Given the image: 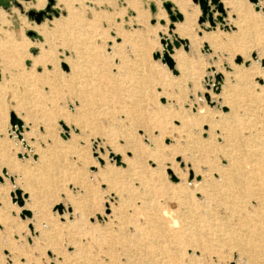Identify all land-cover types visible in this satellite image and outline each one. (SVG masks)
<instances>
[{"label":"rangeland","instance_id":"obj_1","mask_svg":"<svg viewBox=\"0 0 264 264\" xmlns=\"http://www.w3.org/2000/svg\"><path fill=\"white\" fill-rule=\"evenodd\" d=\"M185 1L197 13L189 36L176 33L198 43L187 51L180 46L189 63L180 75L179 68L172 74L153 58L154 52L162 53L159 33L171 39L169 23L179 26L183 21L171 22L164 8L165 2L174 6L176 0H70L72 18L64 29L52 20L70 10L56 0L51 7L57 14L51 11L39 23L27 14L33 8L24 7L26 0H0L6 13L5 23H0V133L7 135L9 113L14 112L25 126L24 145L30 147L19 141L12 146L4 139L8 146L0 156V264H63L62 255L65 264H264V206L249 216L241 208L233 209L227 218L225 206L234 199L230 190L218 181L209 190L199 181L204 166H225L222 136L218 128L208 134L203 118L207 112L210 116L228 111L221 99L234 84L229 76L232 65L246 70L250 79L242 89L232 88L241 106L239 124L229 138L243 163L254 158L253 145L264 142V133L258 135L252 126L255 121L264 123V13L245 0L251 16L243 30L236 25L211 28L207 20L198 23L199 6ZM263 5L259 0L258 6ZM202 26L230 38L212 49L201 37L206 32ZM12 39L18 41L19 51L9 52ZM238 56L241 61L236 63ZM215 74L221 77L218 93L213 90ZM61 122L69 128L66 137ZM111 154L120 158L119 164ZM126 161L133 166L131 175L124 170ZM2 163L10 165L6 170L14 183L2 174ZM171 167L182 170L183 178ZM138 174L153 190L160 182L175 187L177 197L182 195L177 190L180 180L189 183L188 200L201 206L188 210L180 200L165 199L156 190L154 199L177 221L174 231L167 223L169 232L140 228L144 219L135 199L142 189L135 179ZM192 181L198 185L191 187ZM15 188L27 195L26 207L12 202ZM30 191L43 203L47 233L42 232L45 223L34 227L37 209L29 204ZM75 206L83 212L76 217L78 262L73 260V246L64 242ZM22 209L30 210L31 216L21 218ZM242 218L246 219L239 223ZM126 220L129 242L101 241L112 228L121 230ZM213 221L222 224L213 227ZM176 230L181 233L178 238Z\"/></svg>","mask_w":264,"mask_h":264},{"label":"bare ground","instance_id":"obj_2","mask_svg":"<svg viewBox=\"0 0 264 264\" xmlns=\"http://www.w3.org/2000/svg\"><path fill=\"white\" fill-rule=\"evenodd\" d=\"M47 1L48 0H28L24 3V7L33 8V10L34 9L41 10L42 8H45ZM69 1L70 0H56L57 5H62L70 10L67 16L63 18H54L52 20L53 25H55L56 28L64 29L68 27V25L71 22L72 8H71V5L68 4ZM219 1L222 4L224 13L221 14L216 9L213 10L212 17L215 20V24L214 26H210L207 21L209 27L215 28V26L219 24V25H222L225 29H230V27L236 25L238 29L241 28V30H243V28L247 24H249L251 13L248 9L249 6L245 2V0H219ZM174 6L182 14L183 21L181 20L182 22L181 24H179V26H174L173 24V28L171 30L172 34L176 35L180 39H184L187 41L186 38H181L180 36L177 35V33L183 36L190 35L189 33L190 22L196 15L197 9L196 7L188 4V2L185 0H176V4ZM210 7L211 9L214 8L213 5H210ZM74 11L75 10H73V12ZM230 13H235L236 16H234V18H230ZM218 15L221 17L220 21L216 19ZM5 16H6V13L4 12V10L0 8V23H5L6 21ZM73 17H74L73 19H76L75 16ZM161 17L165 18L163 12H162ZM227 23L230 24L231 26L228 25ZM202 27L206 32L201 37L203 40H206L208 42V44L212 47V49L223 47L226 44V38H230V35H226V37L223 38L218 33L212 32L210 30L208 31L207 27H204V26ZM171 39L169 40L171 41ZM9 43H10L9 44L10 48H13L12 51H15V52L16 50L19 51L18 41L12 39V40H9ZM197 43L198 42L196 40H191L190 42L187 41L188 46H190L191 48H193ZM180 46L178 48L173 47L172 52L169 55L171 59L175 62V68L180 69V75H184L188 71L187 69H188L189 63L185 59L184 54L180 51ZM229 73H230L229 74L230 80L234 82L233 84L234 86L230 84L229 89L226 92V94L223 91L222 93L223 99H221L222 103H226L228 105V111H226L225 113L223 112L222 114H216V115L212 114L210 116L208 115L209 112H207L204 115L205 119L203 118L204 121L208 122V125H207L208 134H211L212 129L218 128L219 134L220 136H222V146L220 147V149L223 153V156L225 157L224 158L225 166L216 167V166L207 165V166H204V169L199 170L201 173H203V175H201V178L199 179L201 183L200 184L201 187L204 186V188L207 187L210 190L211 188L216 186V182L218 181L219 185L223 189L230 190L229 192L234 199L232 203H229L228 205L225 206L227 218L231 216L232 214L231 211L233 209L237 211L236 209L241 208L240 211L243 212L246 216H249L250 211H256L257 209H260L264 206V142L258 141L255 145H253L254 148L251 150L254 151V153H251V155L254 154V158H252L251 160L247 159V161L243 163V161H241L239 157V154H240L239 148H236L233 145V140L229 138V136H231L232 129H234L233 131H235L236 126L239 124L238 115L240 113V106H241L237 98L239 94L233 93L232 88L237 87L238 90L239 88L242 89V87L246 83H249V79H250L249 74L246 70H234V65L231 66ZM198 111L202 112L201 110H198ZM252 126L255 128V131L258 135H261L264 133V123H259L255 121L253 122ZM24 128L25 126L23 127V129ZM22 145L25 146L24 144ZM7 146H8L7 141H5L4 139L0 140V147H1L0 156H2L1 154L2 152L3 153L5 152L4 150L7 148ZM25 147H27V149L30 150L29 146H25ZM35 150H38V148ZM121 162H123V159L121 160ZM171 168H172L173 174H177V176L180 177V179L183 178L182 170H177L173 167ZM124 170L131 175L133 173V166H131V164L128 161H126ZM110 172L113 173V175L115 174V171H110ZM113 175L111 174V176ZM215 177L217 178V180H215L216 179ZM135 179L138 181L139 185L142 187L139 193V196L136 195L135 197V199H139V203H138L139 212L142 214L141 216L144 219L143 226L140 225V228L143 227L145 229H154V230L156 229L157 231L166 230L167 232H169L167 228L169 226V228H171L170 230L173 229L174 231V227L177 221L173 218V215H171L172 211L170 209L160 207L158 201L154 199L153 195L155 194L154 192L156 190H160L161 195L162 194L165 195L164 197L165 199L176 198L178 201L180 200L181 205L188 210L196 209L195 207L191 208L193 205L199 206V207L201 206L197 200H193L192 202L188 200L189 187L187 186L189 183L187 184V182H183L182 180H180V184H179L180 186H177V190H180L179 193H182V195L180 197H177L174 192L176 188L172 187L169 184L160 182V184H158L156 187L154 186L155 188L153 190L152 187L148 185L146 178L143 177V175L138 174L136 175ZM193 183L195 182L193 181L191 182V185H192L191 187L198 185V184H193ZM30 194L31 196L29 198L30 200L29 204L33 208L37 209L35 215L33 214V218H32V221L34 222V227L37 229L41 228L40 225H42V223H45L44 226H46V228L43 229L42 232L47 233V230H50V227L48 224L49 221L47 220L46 214L44 213L43 203L39 199V196H37L34 192L30 191ZM202 194L205 195L204 193ZM133 198L134 197H132L131 200ZM253 204L255 208H251L253 207ZM249 206L251 209L247 208ZM24 207H26V203L24 204ZM77 209L80 210L78 206H75L73 214L76 213V216L72 218L73 220L70 223H67L65 225V228H68V225L72 226L71 228H68V230L66 229V237H65L64 242L66 244L68 243L73 246L74 254L77 253V250H78V242H77L78 236L76 234L78 232V228H77L78 226H77L76 217L78 215L81 217L83 214L82 209L80 211H77ZM245 219L246 218H242L239 223H241ZM128 222L130 221L126 220V224L122 226L121 230H117L120 226H118L116 229L112 228L110 230L111 232L109 231L108 234L105 235V237H103V240L101 241L102 242H112L116 239V242L119 243L120 241L124 242V239H126V243L127 241L129 242L128 238H131L132 236L129 234V231H128L129 230ZM164 223H167V227L164 225ZM131 224H132L131 229H133V231L137 230V225L135 224V222L132 221ZM221 224L222 222H215V221L209 222V225H212L213 227L221 226ZM180 235H181L180 230H176L174 237L178 238L180 237ZM47 241L50 242L52 241V239H49V240L47 239ZM140 243H142L141 240H140ZM53 250L57 251L55 248ZM56 254H60V252L57 251ZM74 254H73L74 256L73 260H76V262H78L79 258L76 256V254L75 255ZM170 255L171 253L169 254V256ZM199 255H201V253ZM65 259L66 257L62 255L60 262L61 263L63 262V264H65L67 262V260Z\"/></svg>","mask_w":264,"mask_h":264},{"label":"water","instance_id":"obj_3","mask_svg":"<svg viewBox=\"0 0 264 264\" xmlns=\"http://www.w3.org/2000/svg\"><path fill=\"white\" fill-rule=\"evenodd\" d=\"M28 1V0H26ZM251 3L254 4V9L256 11L261 10L264 13V6L259 7L258 6V1L259 0H249ZM193 3L197 4L200 8L201 11V15L198 17V23L201 24L203 22H205V20L208 21L210 26H214L215 24V20L212 17V12L213 10H217L219 13L223 14V7L222 4L219 0H192ZM53 3V0H48V3L46 4L44 10L41 9L40 11H35V10H30L27 12V14L32 17L36 23H39L40 20L42 19L43 15H48L50 16L48 13L49 12H53L54 14H57V12L55 10L52 9L51 4ZM15 4L20 6V3H18L17 1H15ZM164 8L166 9V12L168 14L169 19L171 20V22H175V21H181L183 19L182 14L172 5L171 2H165L164 4ZM210 5H213L214 8L211 9ZM216 19L218 21L221 20V17L218 15L216 17ZM161 24H164V20H160ZM172 28H173V23H170L168 25V34L171 35L172 39L171 41L168 39L167 36L162 35L161 33H159L160 36V44L162 45V54L159 53V51H156L153 53V58L154 59H160L162 63L166 64V66L168 67L169 70H171L172 74H177V70L174 67V62L170 57V53L172 52L173 47L174 48H178L180 45L183 46V49L185 51L188 50V44L187 41L184 39H180L179 37H177L176 35L172 34ZM203 49H208L207 46L204 44L203 45ZM241 61L240 57H236L235 62L239 63ZM247 63V62H246ZM215 82H214V87L213 90L218 93L219 92V82L221 81V77L220 74H215ZM9 124H10V133H14V135L20 140L23 141L22 139V135H21V131L24 127L23 125V121L16 116V114L14 112H10L9 113ZM61 126L62 129L64 130V134H62L63 137H66L68 135V126H66L63 122H61ZM24 144V143H22ZM110 159L114 157V159L116 160V164H119V157L113 156L112 154L109 156ZM100 163H102L101 160H99ZM2 174L9 178V180L14 183V178L10 175H8L6 169H2ZM0 182H3L2 177L0 176ZM15 195V197H14ZM10 196L12 198V202H16L17 205L19 207H22L24 205V198L27 197V195L25 193H22V191L19 188H15L14 191L10 192ZM58 211L59 213L62 212V207L61 205H58ZM30 217L31 216V212L28 209H22L20 212V217L24 218V217ZM98 219H100V216L97 215L96 216Z\"/></svg>","mask_w":264,"mask_h":264},{"label":"crops","instance_id":"obj_4","mask_svg":"<svg viewBox=\"0 0 264 264\" xmlns=\"http://www.w3.org/2000/svg\"><path fill=\"white\" fill-rule=\"evenodd\" d=\"M9 52H15V51H12L11 49L9 50ZM2 70H3V68H2ZM8 129V128H7ZM6 129V134L7 135H4V134H2V133H0V140L1 139H6V140H8L9 142H11L12 143V146H17V144H18V141L20 142V144H21V142L22 143H24V141H20L15 135H14V133H10V128L7 130ZM41 132L43 131V130H40ZM41 135H44V133H41ZM49 137H51V134H49ZM16 139V140H15ZM30 140V142H32V138H29ZM51 138H49L48 140H47V143L48 144H50L51 143ZM50 141V142H49ZM38 144H40V146L42 147V148H44V146H45V143H43L41 140H39L38 141ZM21 146H22V144H21ZM23 147V146H22ZM57 147V146H56ZM32 149H33V151H35V147H32ZM12 151V150H11ZM10 151V152H11ZM17 153V152H16ZM18 154V153H17ZM21 155L20 154H18V157H20ZM36 157V156H35ZM7 166H10L9 164H1V167H2V169H6V167ZM7 171V170H6ZM7 173H8V171H7ZM8 175H10L9 173H8ZM10 176H12V175H10ZM13 177V176H12ZM14 178V177H13Z\"/></svg>","mask_w":264,"mask_h":264}]
</instances>
